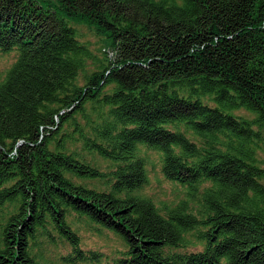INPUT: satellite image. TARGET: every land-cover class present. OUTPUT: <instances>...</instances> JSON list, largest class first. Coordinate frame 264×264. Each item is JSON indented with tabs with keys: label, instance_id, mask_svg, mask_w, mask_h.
<instances>
[{
	"label": "trees",
	"instance_id": "16d2710c",
	"mask_svg": "<svg viewBox=\"0 0 264 264\" xmlns=\"http://www.w3.org/2000/svg\"><path fill=\"white\" fill-rule=\"evenodd\" d=\"M68 20L95 25L114 59L85 69ZM0 50L17 52L0 80V264H42L54 236L62 264H98L69 211L123 240L113 264H264V0H0ZM72 140L112 163L109 191L82 182L105 174ZM140 147L186 199L159 210L138 193ZM194 230L201 250L171 251Z\"/></svg>",
	"mask_w": 264,
	"mask_h": 264
},
{
	"label": "rangeland",
	"instance_id": "374dc122",
	"mask_svg": "<svg viewBox=\"0 0 264 264\" xmlns=\"http://www.w3.org/2000/svg\"><path fill=\"white\" fill-rule=\"evenodd\" d=\"M47 1V0H46ZM55 3V0H50ZM68 24L75 30L77 39L84 44L90 51V56L87 58L85 69L91 71L97 69L101 65L108 64L115 57L114 48L111 40L106 35L100 34L95 25H91L85 21H72L68 20ZM17 52L1 51L0 50V80L3 79L6 71L15 62ZM79 84H85L84 78L79 77ZM209 100V96L205 97ZM211 104V101L208 102ZM91 110V104H86V109ZM235 114L243 115L248 118H252L253 114L244 109L235 111ZM80 115V114H78ZM78 123L83 127L81 133L83 135H92L90 125H88L86 119L77 117ZM94 121H98L96 114L93 115ZM184 129L183 126H180ZM78 134V139L80 140ZM66 145L69 150H75L83 161L89 162L92 166L97 167L101 172H104V177L100 179H85L82 180L86 185L98 190L109 191L112 187L113 179L110 174L111 162L106 159L99 158L96 154H91L86 150H82L81 141H67ZM140 153L146 159L145 169L147 174V183L144 184L139 194L147 197L154 205L160 210L166 207L174 206L181 200L186 199L187 190L185 186H181L177 183L166 180L161 171V156L158 152L140 147ZM257 159L259 165L264 167V146L257 151ZM113 169V168H112ZM208 182H204L202 187L208 186ZM201 187V189H202ZM191 206L195 208L197 205L190 202ZM166 210H162L164 215ZM73 229H75L79 235L80 247L85 251H91L99 258L98 264H103L107 261H115L124 254L126 245L123 240L107 229L101 228L96 224H91L85 216H79L72 211L68 212L66 219ZM197 230L188 232L186 234L187 243L184 247L172 248L171 251L176 253H189L201 250L203 248V242H197L192 236ZM70 245L65 240H61L59 237L54 236L52 239H42L39 249V254L42 256V264H62V255H65L71 251Z\"/></svg>",
	"mask_w": 264,
	"mask_h": 264
}]
</instances>
